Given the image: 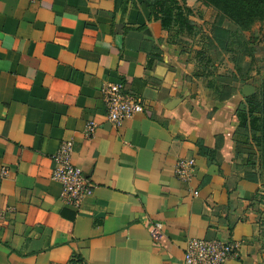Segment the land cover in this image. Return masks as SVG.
<instances>
[{"label": "crops", "instance_id": "obj_1", "mask_svg": "<svg viewBox=\"0 0 264 264\" xmlns=\"http://www.w3.org/2000/svg\"><path fill=\"white\" fill-rule=\"evenodd\" d=\"M183 57L144 0H0V264H184L191 239L236 244L226 264H264V188L236 134L245 100L234 84L215 101ZM108 82L143 112L110 124ZM63 141L93 185L78 208L52 179ZM181 158L196 161L189 183Z\"/></svg>", "mask_w": 264, "mask_h": 264}, {"label": "trees", "instance_id": "obj_2", "mask_svg": "<svg viewBox=\"0 0 264 264\" xmlns=\"http://www.w3.org/2000/svg\"><path fill=\"white\" fill-rule=\"evenodd\" d=\"M151 13V18L160 21L162 28L169 33V38L174 44L179 34L187 32L192 34L194 26L189 18L192 8L199 2H205L218 10L225 18L237 26V30L222 27V18L213 29V42L224 51L241 56L233 58L235 72L238 78L244 76L245 69L251 67V63L245 62L246 56L250 57L247 45L239 35L240 30L249 29L255 22L264 24V0H144ZM238 47V49L235 48ZM207 77V76H204ZM245 80V78L243 79ZM207 83L209 94L214 100L222 103L230 100L237 89L234 84ZM237 120L236 134L243 145H254L260 151L259 160L264 172V82L259 92L247 97L239 104L235 114ZM202 155L210 156L211 151L200 144ZM245 178L251 182H258V173L254 172L255 155L248 154L245 159ZM264 199V193L262 194ZM264 219V217L262 218ZM70 264H86L83 258L74 254Z\"/></svg>", "mask_w": 264, "mask_h": 264}, {"label": "rangeland", "instance_id": "obj_3", "mask_svg": "<svg viewBox=\"0 0 264 264\" xmlns=\"http://www.w3.org/2000/svg\"><path fill=\"white\" fill-rule=\"evenodd\" d=\"M189 18L194 26V32L188 34L183 32L174 40L175 50L184 55L185 68L188 74L197 83H201L207 89L208 82L219 84H235L238 92L243 96V88L250 87L253 95L260 91L264 82V24L255 22L249 29L240 30V38L247 45L250 57L244 58L245 62L251 63V67L245 69L244 76L238 78L235 72L233 58L241 56V51L237 54H230L224 51L217 43L213 42L212 32L216 24L222 18V27L230 30H237V26L229 19L225 18L218 10L205 2H199L193 6ZM238 49L237 46H235ZM207 76V77H204ZM245 78V80H243ZM213 97V96H212ZM243 156L255 155V170L258 173V182L264 188V172L259 160V149L254 145H243ZM264 193V190L262 191ZM262 195L256 197L255 208H257L260 218L264 217V199Z\"/></svg>", "mask_w": 264, "mask_h": 264}, {"label": "built area", "instance_id": "obj_4", "mask_svg": "<svg viewBox=\"0 0 264 264\" xmlns=\"http://www.w3.org/2000/svg\"><path fill=\"white\" fill-rule=\"evenodd\" d=\"M106 109V118L113 126H120L124 121L143 112V105L139 98L127 93L121 83H106L101 89ZM96 124L89 121L85 128L86 137H93ZM73 142L63 141L57 152L52 156L54 168L52 179L61 185L60 199L67 205L79 207L81 202L93 192V185L89 183L84 172L72 161ZM196 161L194 158L179 159L174 168L175 178L181 183H189L195 176ZM6 170L2 171L3 176ZM197 196V192L193 193ZM4 213L0 212V220ZM150 234L154 241L161 238L162 228L153 224ZM237 245L221 240L191 239L184 250V264H226L235 256Z\"/></svg>", "mask_w": 264, "mask_h": 264}, {"label": "water", "instance_id": "obj_5", "mask_svg": "<svg viewBox=\"0 0 264 264\" xmlns=\"http://www.w3.org/2000/svg\"><path fill=\"white\" fill-rule=\"evenodd\" d=\"M250 90H251V88L250 87H245V88H243V95L247 98V97H250V96H252V94L250 93Z\"/></svg>", "mask_w": 264, "mask_h": 264}]
</instances>
